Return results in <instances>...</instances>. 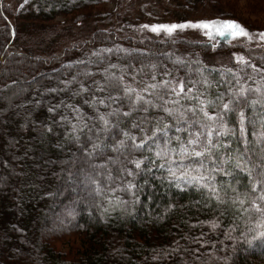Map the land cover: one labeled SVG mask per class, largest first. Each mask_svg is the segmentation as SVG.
Returning <instances> with one entry per match:
<instances>
[{"label":"trees","instance_id":"trees-1","mask_svg":"<svg viewBox=\"0 0 264 264\" xmlns=\"http://www.w3.org/2000/svg\"><path fill=\"white\" fill-rule=\"evenodd\" d=\"M105 1L26 0L16 16L27 22L25 34L10 20L19 0H0V264H264V240H252L264 231L262 214L251 208L254 199L264 207V19L214 18L238 20L251 34L247 45L138 36L91 12ZM207 1L222 8V0ZM69 14L101 28L62 46L53 36L21 51L13 45L18 34L22 44L35 25ZM232 46L246 63L207 61ZM181 81L185 91L171 94ZM201 101H211L206 110L216 119L203 116ZM156 128L164 130L153 135ZM197 132L199 144L188 145ZM181 144L211 155L195 157ZM133 160L143 161L139 170Z\"/></svg>","mask_w":264,"mask_h":264},{"label":"rangeland","instance_id":"rangeland-1","mask_svg":"<svg viewBox=\"0 0 264 264\" xmlns=\"http://www.w3.org/2000/svg\"><path fill=\"white\" fill-rule=\"evenodd\" d=\"M6 1L8 2L11 0ZM25 1L26 0H19L17 9H15V14L13 17H10V20L13 24L22 22L23 24L21 25L23 27L20 31L28 34L30 31L24 29L29 27L26 25L27 22L24 19L21 20L16 17L20 14ZM221 4L222 8L219 9L214 7L215 5L211 7V4L207 0H107L94 6L91 12L98 11L109 14L115 30H121L123 32L129 30L138 36L161 37L177 34L178 36L196 42H205L206 40L213 42L216 38L223 39L224 37H230L236 39V41H233L234 44H250L248 40L249 37H232L231 35L222 37L216 33L215 28L203 29L187 27L176 29L171 34L163 29L158 32L151 30V25L154 24H180L187 21L196 22L200 20H218L214 18L220 17L216 15L221 14V16L234 14L235 17L241 20L243 19L244 22L249 24L260 23L264 19V3L261 7L256 5L253 0H222ZM74 16L77 15H57L51 21L44 23L42 26L35 25L36 27H32L31 31L32 34L36 32L37 37L34 34V37L32 35L23 37V43L21 44L22 40L18 34V38L13 45L16 46L18 51H21L23 48L22 46L25 44H34L35 40V43L40 41L46 43L44 40L48 41L53 36V39L57 44L59 43L62 46L69 42H78L88 39L98 28H101L99 24L94 23L93 18L78 21V19L73 20ZM143 25H149V27H142ZM41 29H44L45 33H41ZM209 30L213 31L212 38H209L204 34L205 31ZM258 37L261 39L260 35ZM262 41H264V39H262ZM238 57H243L242 52L240 49H237V47L232 46L228 50L218 51L211 56H208L209 59H207V61L211 63L227 64L232 60L237 61ZM56 246L58 249L66 252H72L76 247V245L71 246L69 243L65 242H58Z\"/></svg>","mask_w":264,"mask_h":264},{"label":"snow or ice","instance_id":"snow-or-ice-1","mask_svg":"<svg viewBox=\"0 0 264 264\" xmlns=\"http://www.w3.org/2000/svg\"><path fill=\"white\" fill-rule=\"evenodd\" d=\"M142 27H149V25H143ZM187 27H191V28H203V29H213L215 28V31L218 35L220 36H226V35H231L232 37H240V36H245V37H249L251 38V34L249 33V31L242 25L238 22V20L236 19H225V20H200V21H196V22H193V21H187L185 23H180V24H177V23H173V24H154V25H151V30L154 31V32H158L160 31L161 29L167 31L169 34H171L173 31H175L176 29H181V28H187ZM206 36H208L209 38H212L213 36V31L209 30V31H205L204 33ZM261 39H264V32H261L259 33ZM238 59L241 61V62H245L246 61L244 60V57H238ZM120 79L122 80L123 77H120ZM167 83V82H165ZM152 87H155V85H153ZM179 87V91L176 90V87H173L172 88V93L171 94H174L176 96H180L181 93H183L185 91V86H184V83L181 81L178 85ZM126 92H132L133 90L130 89V88H126L125 89ZM188 91H191V89H189ZM247 90L246 89H243L241 88L239 90V95H243ZM257 91H259V89H257ZM136 99L137 101H140V100H143V97L139 94L136 95ZM103 102V101H101ZM173 103H178V101H173ZM255 103V102H253ZM207 104H211V101H201V107L199 108V111L203 114L204 117H206L207 119L209 120H213V119H216L215 116H210L208 111L206 110V105ZM223 108L225 110H229L231 111L230 107H229V104H224L223 105ZM147 110V109H145ZM165 112H168L169 114H171L172 110L170 108H165L164 109ZM191 111L193 112V114H195L196 112V109L193 108L191 109ZM125 116H128L130 115V113H124ZM240 115V123H241V132L243 133L244 131V127H243V123H244V119H245V116H244V113L243 111H241L239 113ZM179 117L181 120H186L187 118V113L184 112V111H181L179 113ZM101 119H103V117H101ZM105 124H107L108 122L105 120L104 121ZM177 123H179V121H177ZM197 123H199V121H197ZM165 129L168 127V125H165L164 126ZM201 127H204V125H201ZM164 129H160V128H156L153 132V135H155L156 132L158 131H163ZM177 132L181 131L180 128H177L176 129ZM212 130L211 129H208L207 131V136L209 137V140H208V144L211 145L212 141H211V136H212ZM125 136L128 135V133H124ZM196 137L197 138H193V139H189L188 140V145H191V146H194V145H197L199 144V139L198 137L201 135V133L197 132L196 134ZM261 136H264V132H261L260 134ZM133 140L135 139L134 137L132 138ZM177 139H179L177 137ZM144 141H141L140 144H143ZM121 144H123L124 142L121 141L120 142ZM140 144H137L135 145L136 147H139ZM181 149L183 152L185 153H189V148L186 147L185 145L181 144ZM165 151H168V149H165ZM190 155H193L195 157H204L206 154L208 155H211V150L209 147H205L203 149V151H196L195 150V147H192L191 149V152L189 153ZM157 156H160L161 153L160 152H157L156 153ZM131 163H133L135 165V168L136 169H140L141 168V164L143 163V161L141 160H133L131 161ZM161 167H163V165H161ZM202 167V166H201ZM236 167L237 168H240L241 167V162H238L236 164ZM245 171H247L249 173V176H251V170L248 169V168H244ZM125 171H127L128 175L131 176L133 175V172L129 169H125ZM170 171V175H175L176 173L174 171H172L171 169L169 170ZM217 171H223V169H217ZM226 175L230 174V173H225ZM181 175H185V173H181ZM193 179H200V180H203L205 179L204 176H200V177H194ZM94 183H96L94 181ZM262 183L261 181H256V183L252 184V189L253 191H256L257 190V184H260ZM136 187V185L132 182H129L128 185H127V188L128 190H132ZM204 187H209L207 184L204 185ZM99 186L97 187V191H99ZM215 196L216 200L220 203H223L224 201H221L219 195L217 194L218 190L215 188V187H212L209 189ZM134 194V193H133ZM258 199L260 201H264V191L261 192V194L259 195ZM233 203H236V201H233ZM239 203L241 205H243L245 203L244 200H239ZM251 208L254 209L256 212H259L262 214V219L260 221L261 223V226H264V207H261L259 203H257V201L254 199L252 200L251 202ZM245 212L249 211V209H244ZM211 224V227L213 229H215L216 227H218V224L215 223V222H209ZM257 237H260L262 240H264V231H259L257 232L256 236L252 237V240L256 239ZM252 240H249L248 243L251 244L252 243Z\"/></svg>","mask_w":264,"mask_h":264}]
</instances>
